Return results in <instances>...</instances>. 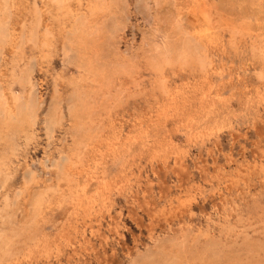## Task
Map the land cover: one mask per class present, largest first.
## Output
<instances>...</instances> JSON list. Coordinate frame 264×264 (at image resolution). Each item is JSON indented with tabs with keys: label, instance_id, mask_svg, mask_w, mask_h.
Here are the masks:
<instances>
[{
	"label": "rangeland",
	"instance_id": "rangeland-1",
	"mask_svg": "<svg viewBox=\"0 0 264 264\" xmlns=\"http://www.w3.org/2000/svg\"><path fill=\"white\" fill-rule=\"evenodd\" d=\"M0 264H264V0H0Z\"/></svg>",
	"mask_w": 264,
	"mask_h": 264
}]
</instances>
